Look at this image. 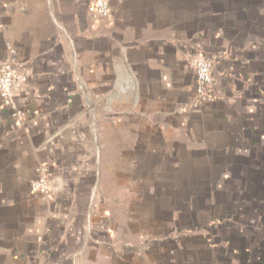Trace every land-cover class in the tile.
I'll return each instance as SVG.
<instances>
[{
	"label": "crops",
	"instance_id": "0c3cea01",
	"mask_svg": "<svg viewBox=\"0 0 264 264\" xmlns=\"http://www.w3.org/2000/svg\"><path fill=\"white\" fill-rule=\"evenodd\" d=\"M92 1L0 0V264H264V0Z\"/></svg>",
	"mask_w": 264,
	"mask_h": 264
},
{
	"label": "built area",
	"instance_id": "2783aa9c",
	"mask_svg": "<svg viewBox=\"0 0 264 264\" xmlns=\"http://www.w3.org/2000/svg\"><path fill=\"white\" fill-rule=\"evenodd\" d=\"M88 12L95 18H106L109 14L108 0H93L88 7ZM10 57L0 65V108L10 109L16 118L18 126L22 124V112L14 103V94L26 82V76L18 74L14 69L13 51L7 46ZM191 68L196 80L195 94L191 105L200 106L210 100L209 89L212 84L213 60L193 58ZM50 183L45 178L43 168L36 169V177L30 182V191L34 194L49 196Z\"/></svg>",
	"mask_w": 264,
	"mask_h": 264
}]
</instances>
